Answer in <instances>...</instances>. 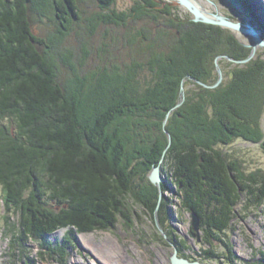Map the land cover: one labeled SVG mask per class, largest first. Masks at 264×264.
I'll return each instance as SVG.
<instances>
[{
	"label": "trees",
	"instance_id": "trees-1",
	"mask_svg": "<svg viewBox=\"0 0 264 264\" xmlns=\"http://www.w3.org/2000/svg\"><path fill=\"white\" fill-rule=\"evenodd\" d=\"M98 1L107 9L115 3ZM241 2L254 18L248 0ZM140 3V16L168 13L167 7L157 10L153 0ZM79 9L77 0H0V188L7 210L18 216L14 223L6 217L9 253L20 262L33 241L40 259L63 262L77 234L115 229L120 218L131 223L132 200L153 224L157 210L179 257L207 261L182 253L185 240L166 225L167 202L158 204L156 188L145 185L143 176L163 157L169 161L181 209L199 215L204 244H224L219 235L231 228L243 195L249 206L264 203V172L247 175L225 150L235 138L261 139L257 118L264 107V59L244 66L221 59L223 83L205 89L195 80L217 81L216 57L243 60L250 49L228 30L189 21L184 26L174 16L169 20L183 37L167 54H155L154 80L137 89L130 76L117 79L122 92L109 89L113 96L98 99L99 107L92 110L74 88L77 81L58 80L56 60L48 56L51 47L32 31L29 14L48 11L70 23L79 18ZM183 80L184 103L176 108ZM59 230L64 237L52 239ZM203 253L217 257L213 248Z\"/></svg>",
	"mask_w": 264,
	"mask_h": 264
},
{
	"label": "rangeland",
	"instance_id": "rangeland-1",
	"mask_svg": "<svg viewBox=\"0 0 264 264\" xmlns=\"http://www.w3.org/2000/svg\"><path fill=\"white\" fill-rule=\"evenodd\" d=\"M153 1L159 5L157 10L167 7V15L156 13L155 17L140 16V0H115L108 9L105 6L101 7L98 0H77L80 7L79 18L73 19L70 23H63L61 19L55 20L56 14L48 13L51 11L48 8L44 13H29L31 28L36 36L51 47L48 56L56 60L59 69L58 80L63 83L68 77L77 81L74 83L75 86L73 85L74 88L81 92L84 101L92 104L90 106L93 110L99 107L98 99L113 96L112 88L117 87L122 92L123 86L117 79L124 81L130 76V79H134L132 83L137 89L151 83L155 71L152 70L150 63L154 61L156 55L167 54L170 47L176 46V41L183 37L182 31L171 24L169 18L174 19V16H178L181 25L184 26L188 21L192 22V15L174 1ZM194 1L208 12L251 23L264 37L256 13L254 18L247 14L241 0ZM247 3L251 10L254 8L255 11H260L259 14L264 15V0H248ZM59 23L65 24L66 28L61 27ZM241 39L245 40L243 37ZM39 48L44 51L45 45H40ZM256 57L264 59V48L256 51ZM227 69L230 70L229 67ZM184 82L185 80L181 84L184 85ZM179 101L180 96L177 103ZM259 114L257 125L262 135L261 139L254 143L235 138L225 148L239 160L247 175L259 176L260 172H264V107ZM169 115L170 113L167 114L163 125H166ZM165 134L170 146L171 135L166 130ZM132 140L140 141L139 138L134 140V137ZM137 160L141 161L143 158L140 159L138 155ZM155 166L159 167L163 182L159 186L150 182L148 176L153 166L143 176L144 183L152 184L156 188L158 204L161 201L167 202L166 225L179 239L185 240L183 254L198 260L205 258L207 259L205 262L209 264L263 263L261 253H264V203L259 208L252 204L249 206L248 199L243 195L235 207V218L231 222V228L226 231L225 236L219 235L224 244L219 241H213L211 246L204 244L205 232L201 225L196 238L192 235L191 213L181 209L180 197L175 193L178 189L173 184L175 178L171 163L163 157L161 163ZM162 186L167 187L163 190ZM149 189L153 190L150 187ZM3 197L0 188V264H29V261L34 264H171L174 248L177 249L169 240L164 228L161 226L167 238L158 230L155 223H152L150 216L145 214L144 207L128 200L131 223L120 218L115 229L77 234L73 242L74 248L68 249L63 262L40 259L39 244L33 241L28 242V250L19 262L9 253L11 233L10 227L6 226L8 215L11 223L16 222L18 216L7 210ZM57 232L51 235L52 239L64 237V230ZM157 234L161 236L163 242L157 240ZM212 248L217 257H206L203 251H210Z\"/></svg>",
	"mask_w": 264,
	"mask_h": 264
},
{
	"label": "water",
	"instance_id": "water-1",
	"mask_svg": "<svg viewBox=\"0 0 264 264\" xmlns=\"http://www.w3.org/2000/svg\"><path fill=\"white\" fill-rule=\"evenodd\" d=\"M172 1H174L176 4L185 8L192 15V19H191L192 22L203 23L207 25L217 26L222 29H226L233 34V36L236 38V40L240 44L250 49L249 55L247 56V58L243 60H235V59L230 58L227 55H220L216 57L214 62H215V67H216V73L218 76L217 81L213 85H206L200 81L195 80V82L201 85L203 88L213 90V89L218 88L221 85L224 79L223 71L221 67L219 66V61L221 59H225L228 62H231L239 66H244L255 58L256 51L259 48H264V37H262L261 33L254 26H252L251 23H244L239 20H233L232 18L224 16V15H219V14L208 12L201 5L197 4L196 1L194 0H172ZM251 11L253 12V14L256 13L257 16L256 15L254 16H256L258 20L264 24V15L262 13H260L261 14L260 15L259 12H256L254 10V8ZM241 37L245 38V40H242ZM183 102H184V85L182 83L181 92H180V101L177 103L176 108L180 107ZM168 138H169V141H171L170 135H168ZM162 160L163 158L161 159V161ZM148 177L152 184L159 186L160 183L163 182L161 175H160V169L158 166L153 167ZM191 215H192V223H191L192 235L198 238V232L200 228V217L195 212H192ZM154 220H155V225L157 226L158 230L161 233H163V229L159 223L157 210L155 211V214H154ZM164 237L167 238L165 234H164ZM174 249L175 250L170 259L171 264H209L206 262L190 261L188 259L181 258L178 256L177 249L176 248Z\"/></svg>",
	"mask_w": 264,
	"mask_h": 264
},
{
	"label": "bare ground",
	"instance_id": "bare-ground-1",
	"mask_svg": "<svg viewBox=\"0 0 264 264\" xmlns=\"http://www.w3.org/2000/svg\"><path fill=\"white\" fill-rule=\"evenodd\" d=\"M198 4V3H197ZM264 4V3H263ZM200 5V4H199ZM257 5H259V4H257ZM257 12H260V11H258V10H256ZM255 12V11H254ZM253 13V12H252ZM231 58V57H230ZM236 60V59H235Z\"/></svg>",
	"mask_w": 264,
	"mask_h": 264
}]
</instances>
